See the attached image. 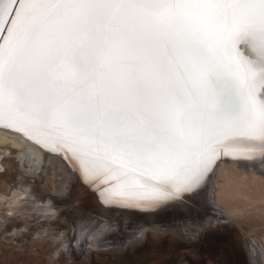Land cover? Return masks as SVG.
Returning a JSON list of instances; mask_svg holds the SVG:
<instances>
[{
  "label": "snow or ice",
  "instance_id": "1",
  "mask_svg": "<svg viewBox=\"0 0 264 264\" xmlns=\"http://www.w3.org/2000/svg\"><path fill=\"white\" fill-rule=\"evenodd\" d=\"M0 127L128 206L264 175V0H0Z\"/></svg>",
  "mask_w": 264,
  "mask_h": 264
},
{
  "label": "rangeland",
  "instance_id": "2",
  "mask_svg": "<svg viewBox=\"0 0 264 264\" xmlns=\"http://www.w3.org/2000/svg\"><path fill=\"white\" fill-rule=\"evenodd\" d=\"M213 85L216 86L214 82ZM215 88L218 91L217 86ZM0 154L4 155L1 150ZM0 157V162L6 166L1 168L4 171H0V183L10 181L9 185L19 188L17 193L21 194L14 156ZM228 165L225 178L233 170L237 173L240 167L235 161ZM48 176V179L53 178ZM88 179L85 188L76 195H71L72 185L65 193L52 194L58 200L56 208L64 213L50 219L52 221L44 217L50 213L40 212V206L35 203L26 204L21 213L11 218L0 217V264H252L249 249L253 235L248 232L256 230L254 237L261 238L264 218L243 221L242 229L236 223L222 220L214 207L200 196L162 211L155 210L158 205H151L149 213L140 205L142 209L138 207L140 212L133 213L136 216L132 222L123 218L128 214L119 208V203L113 205L106 200V184L87 176ZM32 182L36 188L40 179ZM45 182L43 185L47 187L50 181ZM105 202L108 203L105 205ZM105 214L111 222L117 219L118 228L96 233L95 241L99 246L90 244L87 236L78 239L79 225L85 226L80 221L103 218ZM194 234H200V238L193 240Z\"/></svg>",
  "mask_w": 264,
  "mask_h": 264
},
{
  "label": "bare ground",
  "instance_id": "3",
  "mask_svg": "<svg viewBox=\"0 0 264 264\" xmlns=\"http://www.w3.org/2000/svg\"><path fill=\"white\" fill-rule=\"evenodd\" d=\"M242 50L246 55L254 57V53H252L250 48L247 46H242ZM213 82L217 86L218 92L225 99H227L229 96L230 86L226 82L221 81L219 78H213ZM0 150L1 153L8 157L14 156L13 162L15 161V165L18 167L17 176L19 177V184H21L22 190V193L18 194L17 190L19 188L9 185L10 181H6L8 183H0V188H4V191L2 188L0 189V217L3 220L21 213L28 203H35L36 206L39 205L40 212H48L51 214L44 215V217H47V220L48 218L49 220H54L53 217L61 215L63 211L56 208L58 200L52 194L65 193L72 185L73 189L71 195H76L78 192H81V188H85L86 183L90 181L89 179L87 180V175H85L79 165L75 161L71 160V158H68L67 160V163L71 165L72 168V171H69L68 168L60 161H50L48 149H45L33 140H30L21 132L0 127ZM0 155L4 156L2 154ZM12 158L13 157H11V159ZM228 164L230 163L221 164L216 176L214 177V183L208 190L210 193V198L208 200L209 204L214 207V211L217 215H219V217H221L222 220L228 221L227 223H236L240 227L243 221L246 222L252 218H264V175L260 174V172L255 169L251 171L245 170L244 167L239 164V171L237 170V173H235L233 170L232 174L229 173L230 176L225 178V170L227 169V166H229ZM4 166L5 165L0 162V171H4V169H1ZM8 171H10V169H8ZM14 171L16 170H13V172ZM48 175H51L53 178L48 179ZM14 176L16 177V175H13V177ZM37 178L40 179V184L35 188L36 185L33 186V182L31 184V180L36 182ZM3 181H5V179ZM12 181L15 182L13 179ZM45 181H50L47 187L43 185ZM75 181L77 182L76 185L73 183ZM48 182H45V184ZM41 190H43V193ZM213 193L214 195H212ZM107 203L105 202V205ZM112 203L113 202H111V204ZM113 205L115 204L113 203ZM119 206V208L124 210L123 212L128 214L125 216L122 214L123 218L131 219L132 222L136 216L133 213L138 210L140 212V209H142L139 206H128L121 203H119ZM142 206H145L146 211L149 213L151 206ZM42 219L43 218H41V220ZM116 220L117 219L115 218V220L111 222L109 216L105 214L103 218H93L89 221H80V223L85 224V226L79 225L77 230L81 232L78 233V239L81 240L87 236L88 239H91L90 244L95 247L98 245L95 241V234L98 232L104 233L106 228H109V231L111 229L114 231L118 228ZM241 228L244 229L243 227ZM255 231L256 230L248 232V235H253L251 248L249 249L250 261L252 264H264V235H262L261 238L254 237L255 234L257 235V232ZM199 235L200 234L193 236L194 239H192L198 240L200 238ZM75 236H77V231ZM85 242V244L88 243V241Z\"/></svg>",
  "mask_w": 264,
  "mask_h": 264
}]
</instances>
